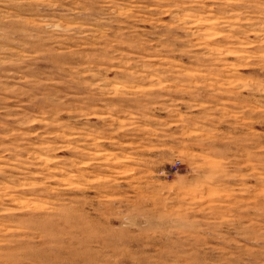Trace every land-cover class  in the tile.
I'll list each match as a JSON object with an SVG mask.
<instances>
[{
    "label": "rangeland",
    "instance_id": "1",
    "mask_svg": "<svg viewBox=\"0 0 264 264\" xmlns=\"http://www.w3.org/2000/svg\"><path fill=\"white\" fill-rule=\"evenodd\" d=\"M0 264H264V0H0Z\"/></svg>",
    "mask_w": 264,
    "mask_h": 264
}]
</instances>
